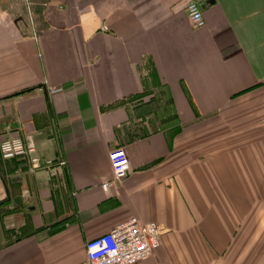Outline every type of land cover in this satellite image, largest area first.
Segmentation results:
<instances>
[{
  "label": "crops",
  "instance_id": "crops-1",
  "mask_svg": "<svg viewBox=\"0 0 264 264\" xmlns=\"http://www.w3.org/2000/svg\"><path fill=\"white\" fill-rule=\"evenodd\" d=\"M191 1L0 0V144L66 162L0 155V264H82L132 217L162 230L139 264H264V0H202L200 29Z\"/></svg>",
  "mask_w": 264,
  "mask_h": 264
},
{
  "label": "built area",
  "instance_id": "built-area-1",
  "mask_svg": "<svg viewBox=\"0 0 264 264\" xmlns=\"http://www.w3.org/2000/svg\"><path fill=\"white\" fill-rule=\"evenodd\" d=\"M205 2L192 0L187 6V15L195 29L206 25ZM2 158L21 159L28 162L31 172L63 168L65 161L43 158L31 140L21 136L5 139L0 144ZM113 178L102 183L106 191L134 172L132 161L122 147L110 151ZM162 230L157 223H144L132 217L117 224L109 232L86 244V259L82 264H139L152 258L161 245Z\"/></svg>",
  "mask_w": 264,
  "mask_h": 264
},
{
  "label": "trees",
  "instance_id": "trees-1",
  "mask_svg": "<svg viewBox=\"0 0 264 264\" xmlns=\"http://www.w3.org/2000/svg\"><path fill=\"white\" fill-rule=\"evenodd\" d=\"M38 230H34V229H30L29 227H24L22 230H21V232H20V235L18 234H16L15 236H14V239L13 240H18V239H20V238H22V237H25V236H30V235H32V234H34V233H36Z\"/></svg>",
  "mask_w": 264,
  "mask_h": 264
},
{
  "label": "rangeland",
  "instance_id": "rangeland-1",
  "mask_svg": "<svg viewBox=\"0 0 264 264\" xmlns=\"http://www.w3.org/2000/svg\"><path fill=\"white\" fill-rule=\"evenodd\" d=\"M17 230H19V229H17ZM16 234H17V235H18V234L20 235V233H19V232H16Z\"/></svg>",
  "mask_w": 264,
  "mask_h": 264
}]
</instances>
